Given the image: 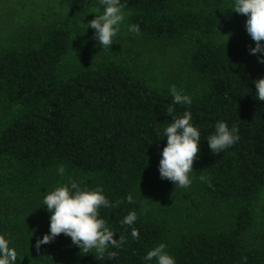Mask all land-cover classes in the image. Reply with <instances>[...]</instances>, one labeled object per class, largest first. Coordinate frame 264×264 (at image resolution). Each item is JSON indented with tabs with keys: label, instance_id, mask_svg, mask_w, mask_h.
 Masks as SVG:
<instances>
[{
	"label": "trees",
	"instance_id": "16d2710c",
	"mask_svg": "<svg viewBox=\"0 0 264 264\" xmlns=\"http://www.w3.org/2000/svg\"><path fill=\"white\" fill-rule=\"evenodd\" d=\"M121 3L132 10L130 24L139 25V35L189 47L188 69L197 87L192 103L173 104L170 90L152 87L134 64L113 57L63 76L72 26L56 24L44 35L0 47V96L24 107L0 129V163L33 212L47 220L36 240L50 233L44 196L75 180L81 189L101 188L113 207L100 208L98 218L115 239L125 237L119 249L109 248L116 258L99 260L89 252L75 264H156L143 257L161 243L176 264H264V206L261 213L257 208L264 190V101L255 97L254 83L264 78V63L250 53L249 44L218 40L219 0L203 6L193 0ZM70 4L82 11L88 0ZM170 106L177 118L190 112V123L200 132L187 188L160 177ZM219 121L230 129L238 126L239 140L213 154L207 137ZM129 194L134 203L127 201ZM132 211L139 240L120 224ZM22 216L12 223L28 221L29 215ZM72 246L71 237L61 233L41 245V257L58 261Z\"/></svg>",
	"mask_w": 264,
	"mask_h": 264
},
{
	"label": "rangeland",
	"instance_id": "374dc122",
	"mask_svg": "<svg viewBox=\"0 0 264 264\" xmlns=\"http://www.w3.org/2000/svg\"><path fill=\"white\" fill-rule=\"evenodd\" d=\"M206 1L193 0L197 6H203ZM219 1L223 20L218 29V40L224 44L246 43L254 48L255 41L242 21L247 16L230 9L235 0ZM95 8H99L100 13L104 11L100 0H88L82 11L73 9L70 0H0V47H12L28 35H44L56 24L72 26L73 44L60 67L63 76H70L105 57H113L134 64L154 88L169 91L174 84L178 92L192 96L197 87L195 76L188 69V46L163 44L129 32L132 10L124 8L125 20L114 37L115 42L109 48H102L94 38L95 30L87 26L88 21L96 16L92 12ZM253 55L258 60V55L264 56V53ZM23 110V106L9 105L0 96V129ZM263 206L264 190L258 198L260 213ZM26 214L29 215L28 221L20 222L18 226L12 223L13 218ZM46 225V218L33 212L27 197L18 191L14 179L2 171L0 163V232L9 241V247L16 250V264H75L83 255L79 246L73 244L70 252L60 260L43 259L40 249L37 251L35 247V234Z\"/></svg>",
	"mask_w": 264,
	"mask_h": 264
},
{
	"label": "clouds",
	"instance_id": "9594fccd",
	"mask_svg": "<svg viewBox=\"0 0 264 264\" xmlns=\"http://www.w3.org/2000/svg\"><path fill=\"white\" fill-rule=\"evenodd\" d=\"M104 11L93 9L96 13L94 19L88 21L87 26L94 29L96 38L102 48L112 46L114 37L119 33L121 24L125 20L124 8L126 5L121 0H100ZM230 9L236 13L247 16L246 31L255 41V47L250 48L251 54L264 53V0H235ZM87 27V28H88ZM128 31L136 35L140 34L139 25H128ZM258 62L264 63V56L258 55ZM256 86L255 97L264 101V78L254 81ZM173 96V104H191V97L181 94L173 84L170 87ZM175 109L167 108V114L172 115V122L163 129V137H167V144L162 149L159 163L161 179L171 180L175 186L187 188L191 185L189 173L193 170V161L199 152L200 132L191 123V113L177 118L173 115ZM159 131V129H157ZM210 150L213 154H219L239 140L238 126L231 129L228 125L219 121L215 125V132L207 137ZM63 174L64 169H59ZM201 181H206L212 187L210 179L200 176ZM129 203H134L131 194L127 196ZM43 205L47 206L50 216V233L42 239H37L35 247L39 251L41 245L52 242L61 233L70 236L73 244L78 245L82 254L95 253L96 259L105 258L112 260L117 257V252L109 248L119 249L125 243L124 235L119 239L114 238V232L109 230L106 222L98 218V210L102 207L112 208V203L102 194L101 188L94 191L87 188L81 189L80 185L71 180L69 184L57 187L47 193L43 199ZM138 219L135 211L129 212L122 220L121 226L131 228V237L139 240L140 234L133 225ZM165 245L159 244L149 250L145 261L155 259L156 264H176L174 257L165 251ZM94 250V251H93ZM17 252L9 247V241L0 235V264H16Z\"/></svg>",
	"mask_w": 264,
	"mask_h": 264
}]
</instances>
